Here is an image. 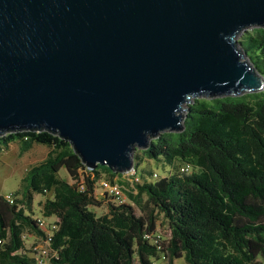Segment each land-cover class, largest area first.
I'll use <instances>...</instances> for the list:
<instances>
[{"label":"water","instance_id":"1","mask_svg":"<svg viewBox=\"0 0 264 264\" xmlns=\"http://www.w3.org/2000/svg\"><path fill=\"white\" fill-rule=\"evenodd\" d=\"M264 0H0V133L46 129L124 173L197 97L264 90L239 36Z\"/></svg>","mask_w":264,"mask_h":264},{"label":"trees","instance_id":"2","mask_svg":"<svg viewBox=\"0 0 264 264\" xmlns=\"http://www.w3.org/2000/svg\"><path fill=\"white\" fill-rule=\"evenodd\" d=\"M239 42L264 76V27L245 29ZM184 125L181 132L162 131L142 156L134 152L136 168L152 159L171 170L160 178L143 173L131 188L123 173L108 166L89 170L58 136L60 144L47 158L27 169L14 202L0 191V264H38L25 237H48L33 206L36 194L49 193L40 206L43 217L57 218L50 264H155L163 256L168 264L179 257L185 264H264V90L193 98ZM62 167L72 182L60 175ZM103 173L113 182L122 178L129 202L110 203L98 215L92 206L104 203L95 195ZM158 215L171 231L162 248L146 236L157 232Z\"/></svg>","mask_w":264,"mask_h":264},{"label":"rangeland","instance_id":"3","mask_svg":"<svg viewBox=\"0 0 264 264\" xmlns=\"http://www.w3.org/2000/svg\"><path fill=\"white\" fill-rule=\"evenodd\" d=\"M242 34L239 36V38L242 36ZM184 107L185 110L183 111V114L186 115L187 104H185ZM28 134L29 138L27 142L24 140V137L26 136L24 131H7L6 133L0 134V191L4 195L8 193H14L17 189H19L22 178L26 174L27 169L30 166L46 159L49 152L53 150L58 144H60V141L57 139L59 136L58 134H54L52 137L47 136L44 130L40 132L32 131ZM67 142L70 146L72 145L68 140ZM142 150V148H137L135 152H138V154L142 156ZM100 167L106 168L107 165L101 164ZM144 168L151 170L152 173L143 172ZM137 170L141 177H143V173H145L147 176L152 178L154 177L153 173H157V176L154 178H160L169 173L171 166L165 161L144 159L143 161H140V164L137 165ZM59 173L66 180H69L70 182L73 181L65 167H62ZM104 178L110 179L108 175L103 173L100 180ZM115 179H117V176ZM99 181L95 188V195L97 198L104 200V203L102 206H92V209H94L98 215H102L108 211V205L114 201L110 197L102 194ZM48 196H51V194L35 195L33 206L35 217L42 216L40 201L45 200ZM127 202H129L128 198ZM135 210L136 213L141 214V210L136 205ZM53 218L55 217L53 216ZM46 219L51 220L52 218L47 217ZM156 231L161 233L163 239L165 240H167L171 234L170 228L163 215H158ZM33 241L34 238L30 235H27L25 237V248L30 249ZM154 262L155 264H168L162 257L160 259H155ZM174 264H185V258H176Z\"/></svg>","mask_w":264,"mask_h":264},{"label":"built area","instance_id":"4","mask_svg":"<svg viewBox=\"0 0 264 264\" xmlns=\"http://www.w3.org/2000/svg\"><path fill=\"white\" fill-rule=\"evenodd\" d=\"M42 130H46V129H38V130L20 129V130H13L10 132H14V131L22 132V131H24L25 135H26L24 137V140H28V138H29L28 133L29 132H32V131L40 132ZM6 132H3V133H6ZM3 133H0V134H3ZM51 133H54V132H51ZM54 134H57V133H54ZM59 137H61V136L59 135ZM87 168L89 170H93V168H90L88 166H87ZM181 170L185 171V172H191L192 169L190 168V166H183V167H181ZM155 175H157V174L155 173ZM123 177L125 179H127L128 182L130 183V188L133 187V185L136 182L141 181V178L138 174V171H137L135 164L131 170L123 173ZM99 185L102 189V194H104L107 197H110L114 202H116V203L127 202V193L126 192L129 190L128 185H124V184L117 182V181L113 182L108 178L101 179L99 181ZM80 189L81 190L86 189V185L84 184V181L80 182ZM5 197L8 201L14 202L13 193L5 194ZM56 220H57V218L50 220V219H46L43 216L37 217V221H38L39 226L48 235V237H46V238L45 237L37 238L36 236H33L34 241L31 244L30 249L35 254V257L37 259L38 264H50L52 257H54L56 255L55 250H53L50 246L52 232L57 227ZM146 236L148 238H150L155 244H157L159 248H162L161 239H163V236L161 233L155 232L152 234H147ZM2 243H3V240L0 238V247H1ZM163 259H167V257L163 256Z\"/></svg>","mask_w":264,"mask_h":264},{"label":"crops","instance_id":"5","mask_svg":"<svg viewBox=\"0 0 264 264\" xmlns=\"http://www.w3.org/2000/svg\"><path fill=\"white\" fill-rule=\"evenodd\" d=\"M121 180H122V178L117 176V179H116V181H119V182H121ZM52 219H54V218L52 217Z\"/></svg>","mask_w":264,"mask_h":264}]
</instances>
